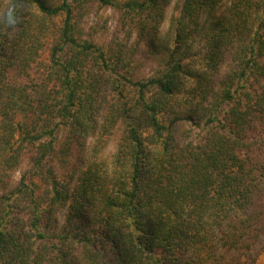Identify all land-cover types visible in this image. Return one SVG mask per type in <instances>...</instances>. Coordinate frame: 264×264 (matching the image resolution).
I'll return each instance as SVG.
<instances>
[{
  "label": "trees",
  "instance_id": "1",
  "mask_svg": "<svg viewBox=\"0 0 264 264\" xmlns=\"http://www.w3.org/2000/svg\"><path fill=\"white\" fill-rule=\"evenodd\" d=\"M172 1L0 0V264H264V0Z\"/></svg>",
  "mask_w": 264,
  "mask_h": 264
},
{
  "label": "rangeland",
  "instance_id": "2",
  "mask_svg": "<svg viewBox=\"0 0 264 264\" xmlns=\"http://www.w3.org/2000/svg\"><path fill=\"white\" fill-rule=\"evenodd\" d=\"M180 2L181 0H173L166 11L167 20L164 29L165 33L167 31L168 19L178 14L180 8ZM85 25H86L85 26L86 29L97 30L98 34H100L99 36H103L105 39H108L115 31L116 15L112 10L95 8L92 9L89 15L85 18ZM144 53L146 52L144 51ZM151 66H152L151 63L149 61H146V64L143 67L144 70H142L143 74L148 73L150 71ZM24 169H25V164L23 163L13 173L12 183H15L18 180Z\"/></svg>",
  "mask_w": 264,
  "mask_h": 264
}]
</instances>
